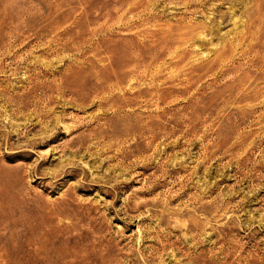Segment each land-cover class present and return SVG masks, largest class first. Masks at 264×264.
<instances>
[{
    "label": "rangeland",
    "instance_id": "rangeland-1",
    "mask_svg": "<svg viewBox=\"0 0 264 264\" xmlns=\"http://www.w3.org/2000/svg\"><path fill=\"white\" fill-rule=\"evenodd\" d=\"M252 18L264 0H0V264H264V84L216 57Z\"/></svg>",
    "mask_w": 264,
    "mask_h": 264
},
{
    "label": "bare ground",
    "instance_id": "bare-ground-1",
    "mask_svg": "<svg viewBox=\"0 0 264 264\" xmlns=\"http://www.w3.org/2000/svg\"><path fill=\"white\" fill-rule=\"evenodd\" d=\"M193 1V0H192ZM259 1V0H258ZM255 2V1H254ZM253 2V3H254ZM261 2V1H260ZM140 3V2H139ZM189 3V1H186V4H188ZM192 3V2H191ZM263 3V2H262ZM183 4V3H182ZM122 5V4H121ZM199 5V4H198ZM263 6V5H262ZM187 7V6H186ZM189 7V6H188ZM202 7V6H201ZM190 8H191V6H190ZM200 8V7H199ZM253 8V7H252ZM255 8V7H254ZM195 9V8H194ZM193 9V10H194ZM137 10V9H136ZM196 10V9H195ZM254 10V9H253ZM252 10V11H253ZM249 11V10H248ZM251 11V10H250ZM193 12V11H192ZM263 12V11H262ZM259 14V13H258ZM258 14L256 13V15L258 16ZM262 15H263V13H262ZM184 16V15H183ZM250 16V15H249ZM180 17H182V16H180ZM253 17H254V15H253ZM180 19V18H179ZM186 19V18H185ZM250 19V18H249ZM253 19V18H252ZM255 19H253V22H250L249 23V25L247 24L246 26H245V28H244V30L242 31L241 30V33H240V36H239V38L238 37H235V38H238V40H237V42L235 43V44H233V45H231V47L230 48H228V50H225V52H223V53H219V55H217L216 57H217V60H218V62H219V65H218V67L220 68V69H222L223 67H225V66H227V65H229L230 63H233L234 62V60H235V58H236V56L238 55V56H240L241 58H245V57H250V64H251V66L250 65H248V66H250V67H253V69L255 70V75H257V78H260V80L263 82V84H264V40H261L262 38H260V36L262 37V36H264V31L263 32H260V31H262L261 29L262 28H264V27H262L263 25H264V18L262 19H260V21L258 22V23H256L255 21H254ZM259 20V19H258ZM150 21V20H149ZM179 21V20H178ZM187 21V20H186ZM148 22V21H147ZM188 22V21H187ZM179 23V22H178ZM178 23H176L177 25H178ZM247 23V22H246ZM257 26H256V25ZM168 25V24H167ZM182 25V24H181ZM190 25V24H189ZM195 25V24H194ZM148 26V25H147ZM166 26V25H165ZM183 26V25H182ZM196 26V25H195ZM254 26H256L255 28H257V30H255V31H253V29L252 28H254ZM168 27V26H167ZM191 27V26H190ZM193 27V26H192ZM139 28V27H138ZM167 29V28H166ZM191 29V28H190ZM197 29V28H196ZM199 29V28H198ZM202 30V29H201ZM163 32V31H162ZM200 32V31H199ZM193 33H194V31H193ZM192 33V34H193ZM259 33H262V34H259ZM196 34V33H195ZM198 34H200V33H198ZM183 39L184 40H187L188 42H189V39H190V37H191V33L190 32H188V30H185L184 32H183ZM197 36H200V35H197ZM196 36V37H197ZM170 37V36H169ZM177 37V36H176ZM181 37V36H180ZM193 37V36H192ZM196 37H194L193 38V40L194 39H196L197 40V38ZM148 38V37H147ZM198 41V40H197ZM235 41V40H234ZM187 42V43H188ZM232 42V41H231ZM190 43H191V41H190ZM197 43V42H196ZM151 46V45H150ZM174 46V45H173ZM185 46V45H184ZM197 46V45H196ZM186 47H187V45H186ZM158 48V47H157ZM171 48H173V47H171ZM174 48H175V46H174ZM173 48V49H174ZM195 48V47H194ZM193 48V49H194ZM173 49H171V50H173ZM190 49V48H189ZM159 50V49H158ZM182 50H183V48H182ZM4 51V50H3ZM219 51V50H218ZM221 51V50H220ZM182 52V51H181ZM185 52V51H184ZM217 53V52H216ZM195 54V53H194ZM193 54V55H194ZM156 55V54H155ZM192 55V54H191ZM197 55V54H196ZM179 56H180V54H179ZM215 56V55H214ZM155 57V56H154ZM154 57L152 58V59H154ZM167 57V56H166ZM177 57V56H176ZM190 57H192V56H189L188 57V59L190 58ZM156 58V57H155ZM161 58V57H160ZM181 58V57H180ZM162 59V58H161ZM187 59V60H188ZM163 60V59H162ZM174 60H175V58H174ZM177 60V59H176ZM190 60V59H189ZM188 60V61H189ZM248 60H249V58H248ZM148 61V60H147ZM139 62H141V61H139ZM146 62V61H145ZM149 62V61H148ZM151 62V61H150ZM150 62H149V64H150ZM157 62H160V61H157ZM157 62H155V63H157ZM165 62V61H164ZM172 62V61H171ZM217 62V61H216ZM242 62V61H241ZM152 63V62H151ZM173 63V62H172ZM171 63V64H172ZM188 63V62H187ZM240 63V62H239ZM244 63V62H243ZM147 64V63H146ZM153 64V63H152ZM171 64H170V66H171ZM249 64V63H248ZM142 65V64H141ZM154 65V64H153ZM159 65V64H158ZM196 65V64H195ZM237 65V64H236ZM239 65V64H238ZM241 65V64H240ZM246 65H247V63H246ZM147 66V65H146ZM145 66V67H146ZM161 66H162V64H161ZM167 66V65H166ZM215 66H217V65H215ZM142 67H143V65H142ZM154 69L156 70V68L157 69H159L158 68V66L156 67L155 65H154ZM177 67V66H176ZM175 67V68H176ZM181 67V66H180ZM179 67V68H180ZM234 67V66H233ZM249 67V69H251ZM133 68V67H132ZM137 68V67H136ZM139 68V67H138ZM140 68H141V66H140ZM148 68V67H147ZM150 68V67H149ZM153 68V67H152ZM173 68H174V66H173ZM174 68V69H175ZM178 68V67H177ZM226 68V67H225ZM235 68H237V67H235ZM183 69V68H182ZM143 70H145V68L143 69ZM161 70H163V69H161ZM167 70H168V68H167ZM215 70V69H214ZM241 70H242V68H241ZM142 71V70H141ZM154 71V70H153ZM169 71V70H168ZM174 70H172V72H173ZM219 71H221V70H219ZM226 71V70H225ZM145 71H143V73H144ZM157 72V71H156ZM176 72V71H175ZM188 72V71H187ZM191 72V71H190ZM222 72V71H221ZM228 72V71H227ZM254 72V71H253ZM131 73H132V71H131ZM139 73V72H138ZM142 73V72H141ZM153 73V72H152ZM164 73V72H163ZM192 73V72H191ZM234 73V72H233ZM137 74V73H136ZM140 74V73H139ZM149 74H151V73H149ZM183 74V73H182ZM238 74H239V72H238ZM245 74H246V72H245ZM254 74V73H253ZM133 75H135V73L133 74ZM141 75V74H140ZM142 75H144V74H142ZM146 75V74H145ZM184 75V74H183ZM182 75V76H183ZM217 75H218V73H217ZM224 75V74H223ZM227 75V74H226ZM150 76V75H149ZM163 76H164V74H163ZM219 76V75H218ZM233 76V75H232ZM151 77H153V76H151ZM150 77V78H151ZM165 77V76H164ZM194 77V76H193ZM212 77H213V75H212ZM216 77V76H215ZM236 77V76H235ZM250 77H252V75L250 76ZM255 77V76H254ZM253 77V78H254ZM173 78V77H172ZM177 78V77H176ZM185 78V77H184ZM183 78V79H184ZM196 78V77H195ZM118 79V78H117ZM145 79V78H144ZM152 79V78H151ZM161 79V78H160ZM211 79V78H210ZM214 79V78H213ZM212 79V80H213ZM235 79V78H234ZM137 80V79H136ZM136 80H135V82H136ZM162 80V79H161ZM161 80H160V82H161ZM185 80H187V79H185ZM189 80V79H188ZM193 80H194V78H193ZM259 80V79H258ZM117 81V80H116ZM119 81V80H118ZM164 81V80H163ZM201 81H202V79H201ZM156 82H159V81H156ZM155 82V83H156ZM176 82V81H175ZM174 82V83H175ZM213 82V81H212ZM242 82V81H241ZM115 83V82H114ZM184 83V82H183ZM198 83V82H197ZM202 83H204V82H202ZM208 83V82H207ZM244 83H246V82H244ZM205 84V83H204ZM203 84V85H204ZM258 84V83H257ZM120 85H121V83H120ZM135 85H136V83H135ZM188 85V84H187ZM190 85V84H189ZM214 85V84H213ZM245 85V84H244ZM111 86V85H110ZM115 86V85H114ZM123 86V85H122ZM199 86V85H198ZM211 86V85H210ZM256 86V85H255ZM261 86V85H260ZM163 87V86H162ZM184 87V86H183ZM186 87V86H185ZM202 87V86H201ZM219 87V86H218ZM238 87V86H237ZM264 87V86H263ZM262 87V88H263ZM115 88V87H114ZM199 88V87H198ZM261 88V90H263ZM159 89V88H158ZM194 89V88H193ZM195 89H196V87H195ZM209 89V88H208ZM215 89H217V88H215ZM168 90V89H167ZM189 91V90H188ZM200 91V90H199ZM239 91V90H238ZM116 92V91H115ZM123 92V91H122ZM195 92V91H194ZM197 92H198V90H197ZM201 92V91H200ZM203 92H204V90H203ZM218 92H219V90H218ZM113 93V92H112ZM192 93H193V91H192ZM205 93V92H204ZM212 93V92H211ZM214 93V92H213ZM224 93V92H223ZM240 93H241V91H240ZM250 93V92H249ZM254 93V92H253ZM117 94V93H116ZM197 94V93H196ZM201 94V93H200ZM243 94H246V93H243ZM263 94V93H262ZM177 95V94H176ZM175 95V96H176ZM192 95V94H191ZM116 95H114V97H115ZM172 96V95H171ZM175 96H173V97H175ZM204 96V95H203ZM184 97H186L187 98V94L184 96ZM183 97V98H184ZM118 98V97H117ZM201 98H202V95H201ZM205 98V97H204ZM107 99V98H106ZM133 99V98H132ZM131 99V100H132ZM189 99V98H188ZM193 99H194V95H193ZM174 100H177V99H174ZM197 100V99H196ZM200 100V99H199ZM256 100V99H255ZM119 101V100H118ZM169 101V100H168ZM125 102V101H124ZM129 102V101H128ZM135 102V101H134ZM153 102V101H152ZM159 102V101H158ZM170 102H171V100H170ZM169 102V103H170ZM224 102V101H223ZM131 103V102H130ZM137 103V102H136ZM135 103V104H136ZM176 103V102H175ZM178 103V102H177ZM171 104V103H170ZM169 104V105H170ZM193 104V103H192ZM139 105V104H138ZM168 105V104H167ZM180 105V104H179ZM175 106V105H174ZM120 107H121V103H120ZM158 107V106H157ZM183 107V106H182ZM193 107V106H192ZM123 108H124V106H123ZM122 108V109H123ZM195 109V108H194ZM115 110H117V109H115ZM182 113V112H181ZM185 113V112H184ZM209 115V114H208ZM264 115V114H263ZM177 116V115H176ZM188 116V115H187ZM186 116V117H187ZM261 116V115H260ZM190 117V116H189ZM262 120V119H261ZM163 238V237H162ZM175 241V240H174ZM174 243V242H173ZM169 245V244H168ZM167 245V246H168ZM232 247V246H231ZM248 261V260H247Z\"/></svg>",
    "mask_w": 264,
    "mask_h": 264
}]
</instances>
